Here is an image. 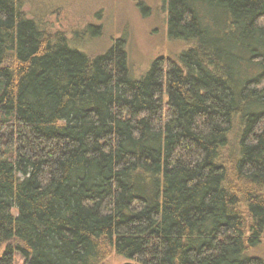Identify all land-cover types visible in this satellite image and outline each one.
I'll list each match as a JSON object with an SVG mask.
<instances>
[{"label": "trees", "instance_id": "trees-1", "mask_svg": "<svg viewBox=\"0 0 264 264\" xmlns=\"http://www.w3.org/2000/svg\"><path fill=\"white\" fill-rule=\"evenodd\" d=\"M164 2L134 78L0 0V264H264V0Z\"/></svg>", "mask_w": 264, "mask_h": 264}, {"label": "rangeland", "instance_id": "rangeland-1", "mask_svg": "<svg viewBox=\"0 0 264 264\" xmlns=\"http://www.w3.org/2000/svg\"><path fill=\"white\" fill-rule=\"evenodd\" d=\"M23 6L44 27L64 31L70 45L89 54L105 53L125 39L134 78L145 75L157 57H178L188 46L169 35L164 0H24ZM260 251L264 253V236ZM125 260L112 253L105 264Z\"/></svg>", "mask_w": 264, "mask_h": 264}, {"label": "water", "instance_id": "water-1", "mask_svg": "<svg viewBox=\"0 0 264 264\" xmlns=\"http://www.w3.org/2000/svg\"><path fill=\"white\" fill-rule=\"evenodd\" d=\"M121 264H140L134 260L131 259H126L124 262H122Z\"/></svg>", "mask_w": 264, "mask_h": 264}]
</instances>
